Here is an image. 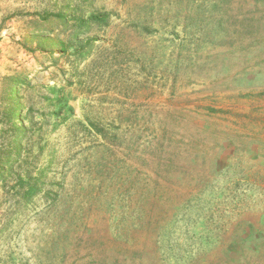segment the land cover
<instances>
[{"label": "rangeland", "instance_id": "obj_1", "mask_svg": "<svg viewBox=\"0 0 264 264\" xmlns=\"http://www.w3.org/2000/svg\"><path fill=\"white\" fill-rule=\"evenodd\" d=\"M0 264H264V0H0Z\"/></svg>", "mask_w": 264, "mask_h": 264}, {"label": "trees", "instance_id": "obj_2", "mask_svg": "<svg viewBox=\"0 0 264 264\" xmlns=\"http://www.w3.org/2000/svg\"><path fill=\"white\" fill-rule=\"evenodd\" d=\"M61 16V15H60ZM77 20V18H76ZM79 20L81 21V19L79 18ZM107 20H108V17L106 14H101V13H97V14H91L88 18H87V21H81V26H84V24H91V23H94V24H103V23H107ZM90 46H88V49H89ZM16 84V81H13V83L11 84V88L13 87L14 89V85ZM60 100V98H59ZM58 100V101H59ZM25 186H27L25 188ZM23 198L24 199H30L31 197H33L35 194H36V189L35 187H30L29 184L26 182L23 184Z\"/></svg>", "mask_w": 264, "mask_h": 264}]
</instances>
